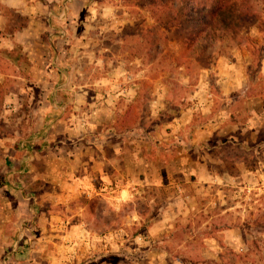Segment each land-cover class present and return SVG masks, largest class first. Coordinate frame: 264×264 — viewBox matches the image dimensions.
<instances>
[{
    "label": "crops",
    "instance_id": "1",
    "mask_svg": "<svg viewBox=\"0 0 264 264\" xmlns=\"http://www.w3.org/2000/svg\"><path fill=\"white\" fill-rule=\"evenodd\" d=\"M77 1L83 4L68 17L78 23L85 1ZM49 3L0 0V88L12 83L0 97V222L8 219L13 197L35 213L34 205L79 196L104 198L118 211L122 199L142 195L159 210L148 218L159 225L179 213L192 188H209L210 179H264V93L225 88L216 96L205 89L182 104L168 89L146 87L145 68L129 72L137 62L120 44L111 51L114 44L58 38L53 21L60 20L49 16L56 12ZM60 27L68 35L73 30ZM218 77L232 84L231 76ZM200 109L211 115L199 125ZM221 136L226 149L215 156ZM88 207L80 208L90 219Z\"/></svg>",
    "mask_w": 264,
    "mask_h": 264
},
{
    "label": "rangeland",
    "instance_id": "2",
    "mask_svg": "<svg viewBox=\"0 0 264 264\" xmlns=\"http://www.w3.org/2000/svg\"><path fill=\"white\" fill-rule=\"evenodd\" d=\"M84 1L80 22L71 16L64 22L68 31L74 30L64 40L67 44H114L111 51L120 44L126 56L137 63L141 60L129 72L145 68L146 87L168 89L182 104L191 102L194 91L205 89L216 96L225 88L247 89L253 97L264 93V1L255 4L258 20L237 34H224L206 48L193 45L196 29L182 34L158 24L143 0ZM50 2L49 8L57 12L62 0ZM73 3L69 13L83 4ZM53 24L60 28L63 23ZM94 72L100 71L95 68ZM220 75L231 76L232 84L218 82ZM11 84L5 82L3 90ZM220 97L214 101L220 102ZM209 115L200 109L195 123H207ZM224 139L221 136V146L213 149L215 156L225 152ZM247 181L210 179L206 181L209 188H192L189 198L179 203V213L171 217L173 213L167 211L170 219L159 225L148 220L159 210L150 208L142 195L132 201L122 199L118 211L104 198L79 196L53 206L34 205L35 213L13 197L8 219L0 222V264H264V179ZM83 204H89L90 219L80 208ZM137 213L147 217L146 222L133 221Z\"/></svg>",
    "mask_w": 264,
    "mask_h": 264
},
{
    "label": "trees",
    "instance_id": "3",
    "mask_svg": "<svg viewBox=\"0 0 264 264\" xmlns=\"http://www.w3.org/2000/svg\"><path fill=\"white\" fill-rule=\"evenodd\" d=\"M153 19L165 28L182 33L196 29L193 45L206 48L226 33L237 34L259 19L255 7L264 0H143ZM22 20V18H19ZM24 21L19 24L23 25ZM4 184L0 175V186Z\"/></svg>",
    "mask_w": 264,
    "mask_h": 264
},
{
    "label": "built area",
    "instance_id": "4",
    "mask_svg": "<svg viewBox=\"0 0 264 264\" xmlns=\"http://www.w3.org/2000/svg\"><path fill=\"white\" fill-rule=\"evenodd\" d=\"M69 5H70V0H63L58 11L57 12H49V16L51 18H56L58 20H60L61 22H65L67 21V17H68V13H69ZM67 35L66 29L65 27H60L58 28L57 32H56V36L63 39L65 38ZM8 107V106H6ZM20 146L22 148H26V144H24V142L20 143ZM139 239H141V237L139 236Z\"/></svg>",
    "mask_w": 264,
    "mask_h": 264
}]
</instances>
